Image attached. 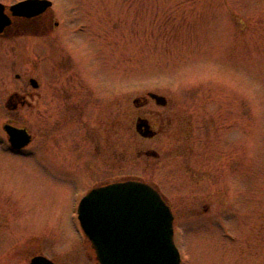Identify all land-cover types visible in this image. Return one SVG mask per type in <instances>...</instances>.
Returning a JSON list of instances; mask_svg holds the SVG:
<instances>
[{
	"label": "rangeland",
	"instance_id": "obj_1",
	"mask_svg": "<svg viewBox=\"0 0 264 264\" xmlns=\"http://www.w3.org/2000/svg\"><path fill=\"white\" fill-rule=\"evenodd\" d=\"M51 2L35 34L0 35V146L16 121L37 132L27 150L45 142L52 157L39 166L0 147V264L36 251L91 264L76 203L108 178L159 189L181 264H264V0ZM28 77L50 119L5 108L32 91ZM149 91L167 104L134 103ZM139 116L160 132L138 135Z\"/></svg>",
	"mask_w": 264,
	"mask_h": 264
},
{
	"label": "water",
	"instance_id": "obj_2",
	"mask_svg": "<svg viewBox=\"0 0 264 264\" xmlns=\"http://www.w3.org/2000/svg\"><path fill=\"white\" fill-rule=\"evenodd\" d=\"M50 6V0H20L7 8L0 2V32L11 24V15L32 17ZM29 83L37 86L35 78L31 77ZM147 96L158 105L166 103L161 94L149 91ZM3 129L14 147L25 146L30 141L25 127L6 123ZM136 129L145 137L154 134L145 118L137 119ZM77 215L101 264H180V252L173 239L171 208L147 182L125 179L94 187L80 199ZM29 264L55 263L36 255Z\"/></svg>",
	"mask_w": 264,
	"mask_h": 264
},
{
	"label": "flooded vegetation",
	"instance_id": "obj_3",
	"mask_svg": "<svg viewBox=\"0 0 264 264\" xmlns=\"http://www.w3.org/2000/svg\"><path fill=\"white\" fill-rule=\"evenodd\" d=\"M8 6H6V8H7ZM6 11H7V9H6ZM48 11H49V8L47 9V10H45L44 12H42V13H40V14H38V15H35V16H32V17H23V16H10L11 17V24L10 25H8L7 27H5L4 28V30L2 31V32H0V35H4V34H6V33H8V31H10L11 29H13V28H15V29H20V28H24L25 27V25H31L32 26V33L33 34H35L36 33V28L37 27H41V28H43V27H45V26H47L48 24H50L49 22H50V18H48L47 17V15H48ZM8 12V11H7ZM9 13V12H8ZM55 25L57 24V23H54ZM17 78H19V74H16L15 75ZM31 77H28V83H29V79H30ZM32 78H35V77H32ZM36 79V78H35ZM76 79H78V78H76ZM37 80V79H36ZM30 84V83H29ZM38 85H39V83H38V81H37V86L36 87H32L31 85V87L33 88L32 89V91H24V92H17V91H13V92H11L7 97H6V99H5V102H4V106H5V108L7 109V110H10V111H17V110H21V109H23V108H25V107H27V108H29L31 111H39V112H42V114L44 115V116H47L46 118H48V116H49V119H50V109H51V103L49 102V104H48V107H44V108H37V107H35L36 105H35V98L37 97V98H39L40 97V93L39 92H37L36 90H37V88H38ZM138 101V103L139 104H141V105H143V104H146V103H148L150 100H152V101H154V99H152V98H150V97H148L147 96V94H146V96H144V97H141V98H139V99H137ZM154 103H155V101H154ZM156 104V103H155ZM167 104V100H166V103H165V105ZM81 105V104H80ZM156 105H158V104H156ZM165 105H158V106H165ZM81 106H83V105H81ZM66 107V106H65ZM81 108L82 107H80L78 110L80 111L81 110ZM66 109V108H65ZM138 118H144V117H142V116H139ZM137 118V119H138ZM137 119H136V121H137ZM146 119V118H145ZM147 121H148V123H149V120L148 119H146ZM11 124V125H13V126H16V127H25L24 126V124L23 123H19V122H16V121H8V122H5L4 124ZM46 123H47V120H46ZM3 124V125H4ZM3 125H2V129H3ZM84 125H86V127H88V125H87V123H84ZM149 126H150V128L154 131V134L152 135V136H150V137H145V136H143V135H141L138 131H137V129H136V122H135V131H136V133L138 134V135H140L141 137H144V138H152V137H154V136H156L159 132H160V128H158V129H154L153 127H152V125L149 123ZM26 129H27V131H28V133L30 134V142L28 143V144H26L25 146H22V147H14L13 145H11V143H9V141H8V137H7V134H6V132L4 131V129H3V131H4V133H5V136H6V141H7V145L5 146V145H2L3 144V140L1 141V149L3 150V151H6L7 153H9L12 157H17V158H20V157H24V158H27V159H29L30 161H33L34 163L36 162L39 166H41V165H43L44 166V164H43V158H47V163H45V164H48V162H50L49 160H52V157H51V154H50V152H51V149H50V145L48 146L45 142H44V145H43V147L42 148H40L39 146H38V148L35 146V144L34 145H32L33 146V148L31 149V151H30V149L29 150H27V146L28 145H30V144H33L35 141V138H36V136H37V132H36V130H34V129H32V128H27V127H25ZM87 133V132H86ZM88 134V133H87ZM95 151V150H94ZM150 151H153V150H146V151H144V154L145 155H148V156H153V157H158V153L157 152H155V151H153L154 152V154H147V152H150ZM81 152V153H80ZM90 152V151H89ZM88 152V153H89ZM4 153V152H3ZM91 153H92V151H91ZM94 156H95V152H93L92 153ZM81 155V156H80ZM82 151L81 150H79L78 151V155L77 156H74V158H72L71 159V161L72 162H81V159H82ZM94 156H89L90 158H86V160H90V161H86L87 163H90L91 165H93L94 164V161L91 159V158H93ZM30 157V158H29ZM35 158H38L39 160H36ZM68 158H70V157H68ZM41 160H43V161H41ZM91 160L93 161V162H91ZM81 164H83V163H81ZM89 164V165H90ZM71 165V164H70ZM48 166V165H47ZM71 167H77L76 166V164L75 165H71ZM122 179V178H121ZM115 180H120V179H101V180H99L98 181V183L97 184H95L94 186H92L90 189H92V188H94V187H96V186H99V185H103V184H107V183H110V182H112V181H115ZM146 182H148V183H150L151 184V182H149V181H146ZM89 189V190H90ZM88 190V191H89ZM87 191V192H88ZM76 206H77V203H76ZM86 242V244H84L85 245V247H86V251H85V254H86V257H87V259L89 260V262L91 263V264H101L100 262H99V260L97 259V254H96V252H95V250H94V248L92 247V245H91V242L87 239V241H85ZM36 255H43V256H45V257H47V258H49V259H51L55 264H60V262L58 261V259L56 258V257H51V256H46L45 254H43V253H41V251H36L35 253H33L32 255H31V257H30V259L33 257V256H36ZM30 261V260H29ZM29 263V262H28Z\"/></svg>",
	"mask_w": 264,
	"mask_h": 264
}]
</instances>
